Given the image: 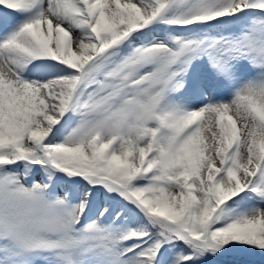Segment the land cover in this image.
Wrapping results in <instances>:
<instances>
[{"label":"snow or ice","instance_id":"obj_1","mask_svg":"<svg viewBox=\"0 0 264 264\" xmlns=\"http://www.w3.org/2000/svg\"><path fill=\"white\" fill-rule=\"evenodd\" d=\"M0 264H264V0H0Z\"/></svg>","mask_w":264,"mask_h":264}]
</instances>
